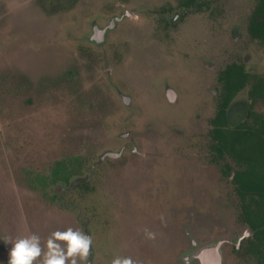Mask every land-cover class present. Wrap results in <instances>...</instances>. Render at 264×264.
Returning <instances> with one entry per match:
<instances>
[{"label": "rangeland", "instance_id": "374dc122", "mask_svg": "<svg viewBox=\"0 0 264 264\" xmlns=\"http://www.w3.org/2000/svg\"><path fill=\"white\" fill-rule=\"evenodd\" d=\"M181 1L0 0V264H7L11 248L4 239L37 234L43 243L69 227L93 237L92 264H110L118 253L152 264L149 243H143L154 241L159 256L169 235L179 232L160 218L194 209L200 217L193 223L210 230L224 216L211 204L213 195L228 196L234 215L240 214L227 177H220L223 189L212 191L202 180L195 185L190 174L203 167L199 159L166 154L135 162L118 183L117 160L98 164L107 150H133L132 141L144 152L212 154L218 73L243 63L251 75L264 76V42L249 33L256 0H200L201 13L177 19L171 33L161 30L154 9L179 10ZM125 10L135 17L109 31L104 45L87 41L94 22L104 27ZM162 47L176 61L160 51L146 54ZM167 84L176 90V103L166 100ZM118 90L132 96L133 110L123 106ZM248 107L247 87L231 105V125L245 120ZM253 109L264 111L260 102ZM123 132L132 138L120 139ZM204 156L208 169L231 163ZM58 162L84 184L42 186L39 179ZM223 250L224 264H259L254 256L232 260Z\"/></svg>", "mask_w": 264, "mask_h": 264}, {"label": "flooded vegetation", "instance_id": "af4514ba", "mask_svg": "<svg viewBox=\"0 0 264 264\" xmlns=\"http://www.w3.org/2000/svg\"><path fill=\"white\" fill-rule=\"evenodd\" d=\"M205 8L204 4L200 0H196L194 3L188 2V0H182L179 3V10H171V7H161L154 10H159V12L153 13L154 16H157V23L161 26V30L166 31L168 33H171L170 29L174 27L177 19L184 17V15H192V14H199L201 11ZM136 13L131 12L128 10H125L120 13V15H114L111 17V19L108 21V23L104 27H100L97 22H94L92 24V35H89L87 37V41L91 44L96 45H104L107 42V34L109 31L114 30L117 27L118 23H122L125 19H133L135 17ZM115 21L113 27H110L108 29L104 36H102V39L98 40V38H92L95 34L96 30H104L107 29L112 23ZM159 47V46H157ZM160 51L164 52L166 54V50L164 47L152 49L146 54ZM169 60L176 61L172 59L173 57H170V55H167ZM123 58V56H122ZM141 58V57H140ZM137 59L135 61L140 60ZM179 62V61H178ZM130 63V62H129ZM136 62L133 66V70L135 69ZM208 68L213 70L215 66L208 65ZM225 69V68H224ZM223 69V70H224ZM221 72V71H220ZM217 75V81L219 83V74ZM136 73V72H135ZM220 85V83H219ZM118 95L122 101V104L124 107H126L129 110H133L135 105L133 103V98L129 93H125L122 90H118ZM165 97L168 102L176 103L178 99V95L176 93V90L173 86L167 84L165 88ZM213 94L215 95V91H213ZM143 104V103H142ZM214 117V116H213ZM211 121V120H210ZM211 126V124H210ZM212 129V126H211ZM174 131V130H173ZM182 131V130H181ZM181 131H178L175 129L174 132H179L178 134H181ZM130 132H123L119 135L120 139H131ZM183 136V135H182ZM212 138V137H211ZM193 143V142H192ZM131 145L133 146V150H126V147L121 148L119 151H112L107 150L99 157L98 164L105 162L107 159L109 160H117L118 161V174L116 175V182L122 181V177L124 176V168L128 166L129 164L132 165L135 162H145L146 160L150 161L149 159H152L156 156H163V155H173V157H180V158H196L200 161L204 162L203 167L197 168L192 170V173L190 174V178L192 180H195V185L197 184L198 187H201L202 185H199L200 181H205L207 186H209L212 191L219 190V188L223 189V187H227L226 184H223L221 187L222 182L220 180V177H227L229 185L231 187V190L236 192L235 183L233 182L234 172L235 169L232 168L230 165L231 163L235 165V163L226 155H224L223 158L219 157L218 152H215L213 150L212 154L210 153H203L201 151H194L191 150L189 153H183V152H176V153H166V152H152V151H139V147H137V144L135 141L131 142ZM213 148V147H212ZM193 149V146H192ZM107 153H113L116 156L111 157L107 155ZM204 155L211 156L214 159L215 162L218 164L220 162H223L224 159H229L231 163H223V167L220 168H211L208 169L207 167L210 166L207 161H204ZM228 166V168H227ZM95 167L93 166L89 171V176L94 171ZM72 175L70 176L68 182L60 181L55 184H51L49 186H57L59 184L69 185V186H80L84 183H81L79 181V177H75L77 174L76 172L72 171ZM73 178H76L74 183H71V180ZM110 178V177H109ZM108 180H111L110 179ZM200 180V181H197ZM112 182V181H111ZM117 182V183H118ZM114 185V184H112ZM117 190V217H116V234L115 236L119 237V249L121 248V242H120V225L118 227V224H120V209H121V202H120V187L116 188ZM158 190V189H157ZM229 191V189H228ZM227 194V193H226ZM56 196V195H55ZM213 198L211 199V204L216 208H221L223 213L222 221L215 222L210 230L202 231L199 230V228L193 223L194 220L200 217L199 211L191 209L189 211L184 210L185 208H180L176 215L160 218V220L165 221L167 224H172L173 222L176 223L175 228L179 230L178 234H174L173 238L172 234H170L167 245L164 246V248H161L160 255H157V245L154 241L151 242H145L143 244H148L150 248H148L149 254H153V261L152 264H208L209 262L205 258H194L195 254L200 251L201 249L205 248L206 246L212 244V243H220V250L222 254V264H224V250L223 248L226 247L227 254L232 260L237 259H245L249 258L250 256H254L257 258L250 250V239L253 237L254 230L251 227V225L246 221L244 217L245 213V207H248L252 204L251 201H242L238 200V205L234 206V208H237L239 211V215H234V209H232V206L229 205L230 200L228 199V196L225 199L224 197L220 199L218 196L217 203H214V201H217ZM213 200V201H212ZM221 202V203H219ZM231 208V209H229ZM188 215H184L185 212ZM203 216L206 217L204 214ZM189 219H192L189 221ZM159 220V221H160ZM173 223V224H174ZM154 242V243H153ZM164 245V244H163ZM120 251V250H119ZM93 254V253H92ZM121 253H118L117 256H120ZM91 255V252H90ZM258 261V258H257ZM259 264H262L258 262ZM88 264H92V259L88 260Z\"/></svg>", "mask_w": 264, "mask_h": 264}, {"label": "trees", "instance_id": "16d2710c", "mask_svg": "<svg viewBox=\"0 0 264 264\" xmlns=\"http://www.w3.org/2000/svg\"><path fill=\"white\" fill-rule=\"evenodd\" d=\"M256 2L249 33L264 42V0ZM219 83L216 113L210 121L214 142L212 149L218 152L220 158L228 156L237 167L233 177L237 196L244 202H252L244 208V217L254 230L250 250L258 262L264 264V111L257 113L253 109L259 102L264 107V76L251 75L243 63H233L220 72ZM247 87L249 107L246 118L231 125V105ZM71 175L66 163L58 162L47 179H39V182L42 186L60 181L67 183Z\"/></svg>", "mask_w": 264, "mask_h": 264}, {"label": "clouds", "instance_id": "9594fccd", "mask_svg": "<svg viewBox=\"0 0 264 264\" xmlns=\"http://www.w3.org/2000/svg\"><path fill=\"white\" fill-rule=\"evenodd\" d=\"M148 238L154 234L146 231ZM11 244L7 264H88L93 237L80 228L69 227L66 230L51 232L42 243L37 234L18 237L14 241L4 239ZM110 264H135L131 257L115 256Z\"/></svg>", "mask_w": 264, "mask_h": 264}, {"label": "water", "instance_id": "95a60500", "mask_svg": "<svg viewBox=\"0 0 264 264\" xmlns=\"http://www.w3.org/2000/svg\"><path fill=\"white\" fill-rule=\"evenodd\" d=\"M115 21L104 30H96L95 34L92 38H98V40L102 39V36H104L105 32L110 29V27H113ZM107 155L111 157H115L116 155L113 153H107ZM220 243H212L205 248L198 251L194 256V258H205L209 262L208 264H222V254L220 250Z\"/></svg>", "mask_w": 264, "mask_h": 264}]
</instances>
